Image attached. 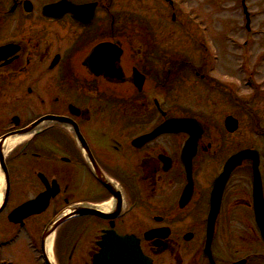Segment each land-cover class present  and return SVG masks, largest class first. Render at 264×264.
<instances>
[{
  "label": "flooded vegetation",
  "instance_id": "af4514ba",
  "mask_svg": "<svg viewBox=\"0 0 264 264\" xmlns=\"http://www.w3.org/2000/svg\"><path fill=\"white\" fill-rule=\"evenodd\" d=\"M58 1L0 0V155L9 182L0 264H34L33 256L45 264L42 236L57 218L63 222L54 232L55 264H93L108 233L132 236L152 264H264L251 161L225 184L207 242L212 182L228 158L258 152L264 201V109L252 108L255 95L242 101L220 91L224 97L212 113L205 100L182 107L173 97L178 68L172 58L155 66L154 58L165 57L157 45L147 49L143 18L129 17L114 0H67L82 7L76 18L46 16L43 9ZM100 44L121 52L115 66L89 58ZM135 76L143 79L141 88ZM227 117L237 120L233 133L225 129ZM244 117L262 145L243 135ZM177 119H194L202 129L191 195L182 202L181 152L193 143L194 130L176 124L156 131ZM14 137L23 140L6 153ZM41 196L48 198L42 212L9 222V213ZM148 232L162 238L147 241Z\"/></svg>",
  "mask_w": 264,
  "mask_h": 264
},
{
  "label": "rangeland",
  "instance_id": "374dc122",
  "mask_svg": "<svg viewBox=\"0 0 264 264\" xmlns=\"http://www.w3.org/2000/svg\"><path fill=\"white\" fill-rule=\"evenodd\" d=\"M114 2L127 9L129 17L145 20L147 49L157 45L165 57L154 58L156 67L171 58L174 61L171 65L178 70L173 97L178 105L187 107L205 100L212 113L217 98L224 97L225 91H235L242 101L255 95L252 108L264 109V0H175L176 8L155 0ZM194 71L205 79L196 78ZM206 78L223 93L209 88ZM241 125L252 145H262L251 135L245 117ZM33 263L37 264L34 256Z\"/></svg>",
  "mask_w": 264,
  "mask_h": 264
},
{
  "label": "water",
  "instance_id": "95a60500",
  "mask_svg": "<svg viewBox=\"0 0 264 264\" xmlns=\"http://www.w3.org/2000/svg\"><path fill=\"white\" fill-rule=\"evenodd\" d=\"M58 6L59 5L47 8V11H48V14L50 17H59L60 16V14L55 11L57 9L56 7H58ZM67 10H69V9H67ZM108 46L112 47L111 45H108V44L97 46L96 48H94V50L90 54L89 58L91 59L92 56L97 55V58L99 59V63H98L99 66L100 65L105 66L106 64H107V66H110V65L115 66V64L119 60L121 52L116 51V50H114L115 52L114 51L112 52L111 49L108 48ZM136 82H137V79H136ZM137 84H139L138 86H140L142 84V81H140ZM176 123H177L178 128H182L185 131H187L189 129L197 131L196 134H194L193 143L190 146L185 147V150H184L183 156H182L183 169H184V172L186 174V178L189 182V189L188 190L191 191V187H192L191 186L192 185V182H191V158H192L193 154L195 153V142H196L197 136H199L200 129L198 126L193 125L195 123L193 121L177 120V121L165 123L161 128H159V130H160V132H164V131L170 130V128L173 129L175 127ZM170 124H171V126H170ZM227 128L231 132L233 130H235V128H236L235 122H233V121L231 122V120L228 119ZM244 160H252L254 162L258 161V159H256V156L250 155L249 151H244L240 154H237V155L231 157L227 161L223 172L219 175L218 178L215 179V181L212 185V198H211L212 210H211L210 215H209V233H210L209 241H210V238L212 235V231H213L212 229L214 227V223H215V219H216V215H217V211H218V206H219V198H220V194L222 192V189H223L225 183L227 182V179L229 178L232 171L235 168H237L240 165V163ZM1 169L6 175V169H5V166L3 165V162H1ZM254 169H255V171L257 170L256 165L254 166ZM258 182H259V177L257 179V183ZM7 188H8V184H7ZM257 193L258 192L255 188V208L257 211V220L259 222L263 223L264 208L261 207V205L259 203V198H258L259 194H257ZM5 197H6V195H5ZM5 197H4V200H6ZM4 200H3L2 204L0 205V211L4 206V202H5ZM44 207H45L44 203L41 199H39L35 202H30L28 204L23 205L17 211L13 212L9 216V220L11 222L20 221V220L24 219L25 217H28L32 214L40 213L44 209ZM260 211H261V214L259 213ZM58 223H60V221H58L56 224H58ZM56 224H54L53 226L50 227L49 232H52L55 229ZM154 236H155V234L150 233L146 237L148 239H150ZM105 252L106 253H104L99 258L96 257L94 264H149V263H147L146 260L141 258V256L138 254V250L136 247H134V248L128 247L126 249H123L120 251V254L117 253V249H115V248L106 249Z\"/></svg>",
  "mask_w": 264,
  "mask_h": 264
},
{
  "label": "bare ground",
  "instance_id": "6f19581e",
  "mask_svg": "<svg viewBox=\"0 0 264 264\" xmlns=\"http://www.w3.org/2000/svg\"><path fill=\"white\" fill-rule=\"evenodd\" d=\"M23 138L22 137H14L12 139H9L6 143V150L5 152L8 153L9 151H11L15 146H17L19 144L20 141H22ZM3 187H4V182H3V176L0 173V202H1V193L3 191ZM51 245H52V236L48 237L46 243H45V251L48 255V257L51 260Z\"/></svg>",
  "mask_w": 264,
  "mask_h": 264
}]
</instances>
